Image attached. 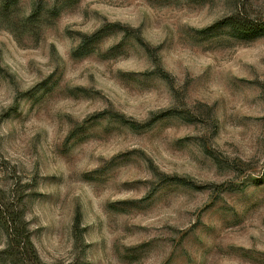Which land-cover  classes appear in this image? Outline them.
I'll use <instances>...</instances> for the list:
<instances>
[{
    "label": "rangeland",
    "instance_id": "374dc122",
    "mask_svg": "<svg viewBox=\"0 0 264 264\" xmlns=\"http://www.w3.org/2000/svg\"><path fill=\"white\" fill-rule=\"evenodd\" d=\"M240 13L264 0H0V200L40 264H264V29Z\"/></svg>",
    "mask_w": 264,
    "mask_h": 264
},
{
    "label": "trees",
    "instance_id": "16d2710c",
    "mask_svg": "<svg viewBox=\"0 0 264 264\" xmlns=\"http://www.w3.org/2000/svg\"><path fill=\"white\" fill-rule=\"evenodd\" d=\"M220 23L239 34L255 36L264 29V16L252 18L240 13L229 16ZM2 202L0 200V222L8 239L6 251L0 253L5 256L2 260L9 264H40L22 221L21 212L17 207Z\"/></svg>",
    "mask_w": 264,
    "mask_h": 264
}]
</instances>
